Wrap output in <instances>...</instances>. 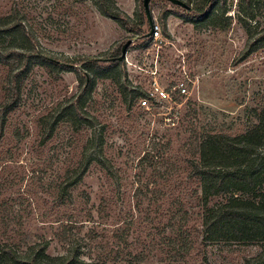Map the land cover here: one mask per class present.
Segmentation results:
<instances>
[{
  "label": "rangeland",
  "instance_id": "374dc122",
  "mask_svg": "<svg viewBox=\"0 0 264 264\" xmlns=\"http://www.w3.org/2000/svg\"><path fill=\"white\" fill-rule=\"evenodd\" d=\"M225 1L233 16L228 27L196 29L185 8L151 0L161 36L147 40L144 0H116L141 23L133 25L135 32L102 15L94 0H0V21L21 23L32 38L24 39L20 29L0 30V52L7 55H0V103L8 97L10 71L20 65L18 55L6 52L18 46L31 55L20 104L0 130V242L25 252L48 241L49 254L73 248L91 264H245L259 252L255 244L204 239L201 183L192 171L208 133L246 132L264 106V54L233 66L247 33L236 17L239 1ZM255 6L264 22V0ZM164 11L171 12L169 36L160 22ZM129 39L124 63L132 85L147 96L155 76L169 90L185 79L190 94L174 90L170 103L147 109L133 98L136 91L127 99L111 79H98L85 107L105 127V155L117 176L94 163L61 200L65 173L81 161L91 129L62 122L44 141L41 117L69 106L81 76L79 68L45 64L34 54L79 66V57L121 55Z\"/></svg>",
  "mask_w": 264,
  "mask_h": 264
},
{
  "label": "trees",
  "instance_id": "16d2710c",
  "mask_svg": "<svg viewBox=\"0 0 264 264\" xmlns=\"http://www.w3.org/2000/svg\"><path fill=\"white\" fill-rule=\"evenodd\" d=\"M94 1L102 15L113 19L122 28L135 32L134 26L140 27L141 23L123 11L116 0ZM194 1L187 0L191 7L185 10L192 14L190 19L196 29H202L204 26L225 29L232 23L233 16L228 14L230 10L225 0ZM238 1L236 17L239 25L247 33V42L234 58V67L264 54V25L262 26L264 22L258 19L255 6L256 2L261 0ZM192 3L196 5L192 6ZM170 13L164 11L160 17L166 36H169L167 19ZM147 22L150 28L145 37L149 40L153 34H150L151 21L148 18ZM152 22L155 23L154 19ZM20 25L21 23L11 26L9 22L0 21V30L2 33H12L20 29L18 32L21 36L30 41V33ZM136 30L139 34L143 33L141 29ZM12 47L6 53L18 55L20 65L12 69L6 79L8 97L0 103L1 133L5 129L9 114L20 104L22 83L31 57L17 51L18 46ZM0 55L7 56L4 52H0ZM121 55L83 56L78 58L80 63L76 66L74 60L70 58H60L44 51H37L34 54V57L43 60L45 64L68 70L79 68L81 76L80 89L72 97L69 106L61 112H51L41 117L40 123L45 132L44 141L53 137L62 122H69L76 130L84 126L91 129L81 161L77 166L68 168L65 173L60 185L61 200H64L66 195L71 196L69 190L82 181L94 163L106 169L110 175L117 176L110 159L105 155V127L95 115L87 111L85 104L92 100L98 79H111L127 99V92L136 91L133 98L139 100L146 96L139 87L132 85L125 67V58L121 59ZM192 171L201 183L205 206L204 239L208 242L259 245V252L246 257L245 264H264V106L259 113L258 123L246 132L237 135L208 133L201 143L199 160L193 163ZM215 197H223V200L209 205L210 200ZM48 247V241H40L29 245L27 251L21 252L13 244L0 242V264H91L73 248L66 254L52 255L47 252Z\"/></svg>",
  "mask_w": 264,
  "mask_h": 264
},
{
  "label": "built area",
  "instance_id": "2783aa9c",
  "mask_svg": "<svg viewBox=\"0 0 264 264\" xmlns=\"http://www.w3.org/2000/svg\"><path fill=\"white\" fill-rule=\"evenodd\" d=\"M153 36L155 39L160 38V27L155 25ZM172 90L163 87L157 76L153 77L150 87L147 89V96L139 100L141 106L150 109L155 103H170L173 100V92L177 90L180 95H189V84L185 79H179L172 87Z\"/></svg>",
  "mask_w": 264,
  "mask_h": 264
},
{
  "label": "water",
  "instance_id": "95a60500",
  "mask_svg": "<svg viewBox=\"0 0 264 264\" xmlns=\"http://www.w3.org/2000/svg\"><path fill=\"white\" fill-rule=\"evenodd\" d=\"M150 1L151 0H144V9H145V13L147 15L148 20L151 21V31L150 34H153L154 32V28H155V23L152 22L153 21V16H152V11L150 9ZM171 3L181 6L183 8H190L191 6L188 5V3L184 0H170ZM132 39H129L123 46H122V55H121V59L125 58L126 52L129 49V47L132 44Z\"/></svg>",
  "mask_w": 264,
  "mask_h": 264
}]
</instances>
